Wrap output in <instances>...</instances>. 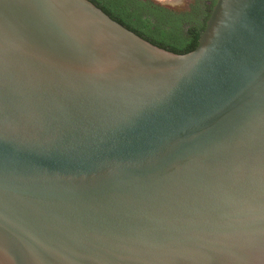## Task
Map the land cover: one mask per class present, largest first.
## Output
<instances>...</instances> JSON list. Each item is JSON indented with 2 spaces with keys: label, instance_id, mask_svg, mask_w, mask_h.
Here are the masks:
<instances>
[{
  "label": "water",
  "instance_id": "95a60500",
  "mask_svg": "<svg viewBox=\"0 0 264 264\" xmlns=\"http://www.w3.org/2000/svg\"><path fill=\"white\" fill-rule=\"evenodd\" d=\"M0 264H264V0L185 54L0 0Z\"/></svg>",
  "mask_w": 264,
  "mask_h": 264
},
{
  "label": "trees",
  "instance_id": "16d2710c",
  "mask_svg": "<svg viewBox=\"0 0 264 264\" xmlns=\"http://www.w3.org/2000/svg\"><path fill=\"white\" fill-rule=\"evenodd\" d=\"M111 20L153 46L174 54H185L194 49L203 29L183 28L193 17L188 13H177L165 9L150 0H87ZM207 1V0H202ZM210 5L203 23L207 19L215 0Z\"/></svg>",
  "mask_w": 264,
  "mask_h": 264
},
{
  "label": "flooded vegetation",
  "instance_id": "af4514ba",
  "mask_svg": "<svg viewBox=\"0 0 264 264\" xmlns=\"http://www.w3.org/2000/svg\"><path fill=\"white\" fill-rule=\"evenodd\" d=\"M210 5V2L202 1V0H180V4L178 8H175L176 6H162L161 7L165 9H169L172 11H175L177 13H190L193 17V20L191 22H188L187 24L183 25L184 30L187 29H194L199 30L202 27L204 17L206 15L207 9L206 7ZM206 21V20H205Z\"/></svg>",
  "mask_w": 264,
  "mask_h": 264
},
{
  "label": "rangeland",
  "instance_id": "374dc122",
  "mask_svg": "<svg viewBox=\"0 0 264 264\" xmlns=\"http://www.w3.org/2000/svg\"><path fill=\"white\" fill-rule=\"evenodd\" d=\"M151 2L155 3V4H159V5H166V6H176L175 8H178L180 4V0H150Z\"/></svg>",
  "mask_w": 264,
  "mask_h": 264
}]
</instances>
